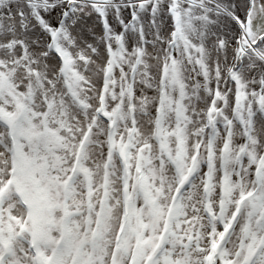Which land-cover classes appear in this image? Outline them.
<instances>
[{
  "label": "snow or ice",
  "instance_id": "snow-or-ice-1",
  "mask_svg": "<svg viewBox=\"0 0 264 264\" xmlns=\"http://www.w3.org/2000/svg\"><path fill=\"white\" fill-rule=\"evenodd\" d=\"M0 264H264V0H0Z\"/></svg>",
  "mask_w": 264,
  "mask_h": 264
}]
</instances>
